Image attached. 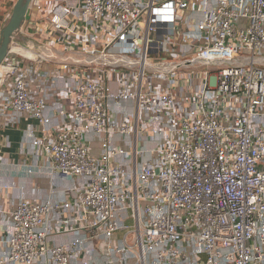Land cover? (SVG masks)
I'll return each mask as SVG.
<instances>
[{
    "label": "built area",
    "instance_id": "obj_1",
    "mask_svg": "<svg viewBox=\"0 0 264 264\" xmlns=\"http://www.w3.org/2000/svg\"><path fill=\"white\" fill-rule=\"evenodd\" d=\"M55 3L9 45L0 125L35 121L30 146L82 185L10 205L0 263L264 264V0Z\"/></svg>",
    "mask_w": 264,
    "mask_h": 264
},
{
    "label": "crops",
    "instance_id": "obj_2",
    "mask_svg": "<svg viewBox=\"0 0 264 264\" xmlns=\"http://www.w3.org/2000/svg\"><path fill=\"white\" fill-rule=\"evenodd\" d=\"M16 0H0V30L10 16ZM40 11L30 9L25 26H38V30L43 31L46 24L42 21L53 12L55 0H39ZM50 68L43 66L42 70ZM63 85L62 81L58 82ZM50 90L54 88L49 87ZM58 105L49 104L47 113L53 119L54 124L69 122L68 110L71 106V97L60 91ZM16 125H0V140L5 139L6 146L0 144V261H4L6 247L4 240L10 234V221L6 213L19 200L27 202L61 205L72 202L78 195L82 185L80 179H66L60 177L52 171L45 163L41 154L30 146V141L36 137L37 123L25 117H19ZM70 127V126H69ZM91 140V153L98 154L99 141L93 135H89ZM115 141L121 147L128 149L127 143H123L119 138ZM140 146V145H139ZM152 145L146 143L145 149H150ZM5 188V189H4ZM67 217H74L72 211L66 213ZM72 232L54 231L48 236L49 244L65 243L72 236ZM8 264V263H0Z\"/></svg>",
    "mask_w": 264,
    "mask_h": 264
},
{
    "label": "water",
    "instance_id": "obj_3",
    "mask_svg": "<svg viewBox=\"0 0 264 264\" xmlns=\"http://www.w3.org/2000/svg\"><path fill=\"white\" fill-rule=\"evenodd\" d=\"M31 0H16L10 16L0 30V65L5 59L15 33L24 25Z\"/></svg>",
    "mask_w": 264,
    "mask_h": 264
},
{
    "label": "bare ground",
    "instance_id": "obj_4",
    "mask_svg": "<svg viewBox=\"0 0 264 264\" xmlns=\"http://www.w3.org/2000/svg\"><path fill=\"white\" fill-rule=\"evenodd\" d=\"M15 52H21V53H25L22 49L16 47L13 49Z\"/></svg>",
    "mask_w": 264,
    "mask_h": 264
}]
</instances>
